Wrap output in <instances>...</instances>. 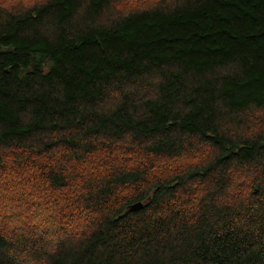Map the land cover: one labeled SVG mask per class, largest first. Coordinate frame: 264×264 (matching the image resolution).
<instances>
[{"label":"trees","instance_id":"1","mask_svg":"<svg viewBox=\"0 0 264 264\" xmlns=\"http://www.w3.org/2000/svg\"><path fill=\"white\" fill-rule=\"evenodd\" d=\"M0 196V264H264V0H0Z\"/></svg>","mask_w":264,"mask_h":264},{"label":"water","instance_id":"2","mask_svg":"<svg viewBox=\"0 0 264 264\" xmlns=\"http://www.w3.org/2000/svg\"><path fill=\"white\" fill-rule=\"evenodd\" d=\"M144 204H145L144 202H135V203L130 204V205L128 206V210H129V211H134V210H136V209H139V208L143 207Z\"/></svg>","mask_w":264,"mask_h":264},{"label":"rangeland","instance_id":"3","mask_svg":"<svg viewBox=\"0 0 264 264\" xmlns=\"http://www.w3.org/2000/svg\"><path fill=\"white\" fill-rule=\"evenodd\" d=\"M6 193V195H8V193L7 192H5ZM0 200H3V198L0 196ZM0 203H2V202H0ZM46 212H48V211H46ZM49 213H51V212H49ZM52 214V213H51Z\"/></svg>","mask_w":264,"mask_h":264}]
</instances>
